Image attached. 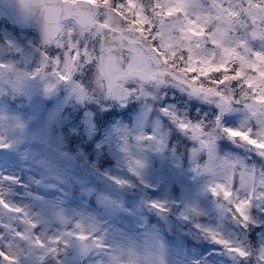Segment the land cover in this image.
<instances>
[{"label":"snow or ice","instance_id":"6c2138e0","mask_svg":"<svg viewBox=\"0 0 264 264\" xmlns=\"http://www.w3.org/2000/svg\"><path fill=\"white\" fill-rule=\"evenodd\" d=\"M0 22V164L29 171H0V264H217L151 215L264 264V0H0Z\"/></svg>","mask_w":264,"mask_h":264},{"label":"rangeland","instance_id":"374dc122","mask_svg":"<svg viewBox=\"0 0 264 264\" xmlns=\"http://www.w3.org/2000/svg\"><path fill=\"white\" fill-rule=\"evenodd\" d=\"M202 2L200 3H203L204 0H201ZM103 8V6L101 7ZM12 31V29L10 27H8L7 25H2V28H0V32L2 31ZM180 95V93H178ZM47 99V98H44V100ZM47 101V100H45ZM55 101H50L48 103V107L50 108L51 107V104L54 103ZM191 102L188 101V104L187 106H190ZM39 110L41 112V114L44 113V103H41L40 106H39ZM131 115H135V113L133 112ZM117 119H121L120 117H118ZM110 159V158H109ZM9 171V172H15L16 174L18 175H21V178L22 179H27L28 176H29V171H28V166L26 165H23L21 164L18 160L16 159H12L10 161H7V162H4L3 164H0V171ZM171 182V187H172V192H171V195L175 198H179L180 197V194H181V182L178 181V180H174V183L172 181V179H170L168 181V184ZM167 184V187H168V190H169V186ZM31 190L33 192H36V191H40V192H43L44 195H47L49 197H55V196H58V193L52 189V190H47L44 192L43 189H38L36 188L35 186H32ZM163 190V186L161 188V191ZM27 191V189H24V188H21L19 186H17L16 188V192H17V199L20 198V196L25 192ZM153 194L154 195H157L159 196L161 194L160 191H154L153 190ZM152 221V222H151ZM150 222L153 223V224H157L159 227H161L163 229V234L165 236V239L171 244L173 245L174 247L177 248V253L181 256V258H183V250L185 248H187L185 245L187 246H192V249H189L188 248V252L189 254L193 253L194 250L196 252H199L200 249L199 248H195V244L193 246L192 245H188V244H184L183 243V237L182 234H180L178 231H172V232H169L167 229H164V226L159 222L158 218L155 216L154 218H150ZM119 223V222H118ZM192 241L193 242H196V240L194 238H192ZM207 252V251H206ZM208 253L211 254V259L216 261L217 264H227V258L224 257V256H220L218 254H216L215 252L213 251H208Z\"/></svg>","mask_w":264,"mask_h":264},{"label":"water","instance_id":"95a60500","mask_svg":"<svg viewBox=\"0 0 264 264\" xmlns=\"http://www.w3.org/2000/svg\"><path fill=\"white\" fill-rule=\"evenodd\" d=\"M93 11H95V9H93Z\"/></svg>","mask_w":264,"mask_h":264}]
</instances>
